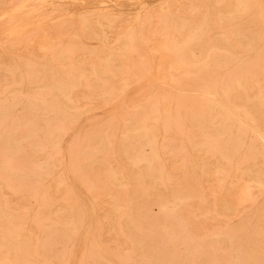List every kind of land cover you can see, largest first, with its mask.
Returning <instances> with one entry per match:
<instances>
[{"label":"bare ground","instance_id":"6f19581e","mask_svg":"<svg viewBox=\"0 0 264 264\" xmlns=\"http://www.w3.org/2000/svg\"><path fill=\"white\" fill-rule=\"evenodd\" d=\"M91 1L0 0V44L72 31L0 54V264H264V0Z\"/></svg>","mask_w":264,"mask_h":264},{"label":"rangeland","instance_id":"374dc122","mask_svg":"<svg viewBox=\"0 0 264 264\" xmlns=\"http://www.w3.org/2000/svg\"><path fill=\"white\" fill-rule=\"evenodd\" d=\"M5 1V8L11 9L12 5L14 4L15 0H4ZM98 1V0H97ZM96 3V1H94ZM91 0H81L79 4H72L65 0V3L61 2L60 5H55L59 8L64 9L67 11V13L72 14H78L79 12L84 11L85 9L89 8L94 3ZM163 0H151L146 5L148 9H158V7L161 5ZM48 9L45 11L46 15H49L47 18V22L44 24L43 28L39 31H35L33 28L25 31L22 35H20L18 38L22 41L15 45L14 47H10L6 43L0 44V54L1 52L6 53H14V54H22L27 53L29 56L36 58L37 55H41V48L40 46H45L48 44H55V45H61V44H67L69 42V39L71 38L69 35L72 32L70 28H64L63 26L57 25V20L52 18V12L50 9V6L47 7ZM123 14L122 16L126 19H129L133 17L137 12H139L138 8H133L131 6L124 5L122 6ZM36 18V17H35ZM35 18H32L31 20H35ZM8 25V22L5 18L0 17V38L3 37V31L6 29ZM50 28H62L57 29L55 31H50ZM114 37V36H113ZM113 37H111L109 40H112ZM88 44H93V42H89ZM149 49L151 47L157 48V42L151 41L148 44ZM97 48L94 47L93 50H96ZM150 52V53H149ZM147 53H142L145 58H149V60H152L154 64V70H157L156 65L162 60L161 50L157 48V50L149 51ZM77 60L84 63V61H87L84 56L77 57ZM160 82H164L165 79L162 77L159 78ZM146 82H141L139 84L132 85L128 89V95L125 97L123 101H113L108 105L98 106L95 107L92 112L89 114L88 119L84 120L85 116H82L79 118V124L83 127H89V126H96L99 124L106 123L108 118H111L113 114L116 113V115L122 116L125 112L126 105L128 103L135 101L137 98H139L146 90L145 87ZM154 84V83H153ZM155 85V88L157 89V85ZM157 139L162 142L166 143V140L163 138L162 135H158ZM149 213L154 216L158 217L159 210L156 206H150ZM104 240H106V236L103 237ZM108 246H113V243H107Z\"/></svg>","mask_w":264,"mask_h":264}]
</instances>
